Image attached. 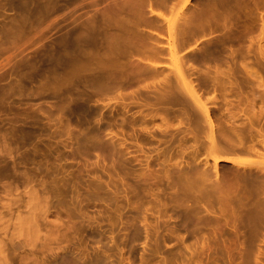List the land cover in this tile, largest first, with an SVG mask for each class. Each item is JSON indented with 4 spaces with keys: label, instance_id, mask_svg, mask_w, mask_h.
<instances>
[{
    "label": "rangeland",
    "instance_id": "1",
    "mask_svg": "<svg viewBox=\"0 0 264 264\" xmlns=\"http://www.w3.org/2000/svg\"><path fill=\"white\" fill-rule=\"evenodd\" d=\"M26 2L21 12L13 13L11 0H0V168H7L6 176L0 175V243H5L0 247L6 255L5 264H24L21 261L24 256L30 264L43 259L48 262L57 238L58 241L62 238L67 249L88 255L89 259L93 255L91 260L97 255L96 260L106 264H264V223L262 226L258 223L257 228L250 226L255 232L242 218L236 227L232 221L225 220L218 225L214 221L219 210L214 207V212L209 211L207 203L200 197L196 200L194 192V195L188 192L186 165L172 164L166 176L162 173L155 178L150 176V114L147 113L150 90L155 91L158 78L150 76L134 82L124 90V98L119 90L101 92L78 82L56 86L51 59L53 41L56 32L60 34L62 27L64 33V26L65 30L68 27L65 24L72 20L62 21V26L53 20H60V16L63 19L64 14L51 16L46 9L48 14L42 11L39 14L34 3ZM182 5L179 1L175 11L174 8L173 12L166 11L165 17L179 18ZM79 6L70 4L64 13L72 10L69 7H78L76 11L79 10L77 13L82 18L78 21H82L85 13L82 10L86 7ZM257 27L253 35L257 34ZM219 31L221 38L223 33ZM250 35L243 41L245 50L250 51L241 61L264 76V58H256L258 41L251 42ZM206 37L199 38L203 42ZM47 57V65H42V59ZM165 61V72L169 74L174 68L172 59ZM240 78L238 85L244 96L241 101L247 103L252 98V103L249 102L257 109L264 86L252 78ZM209 84L204 85L206 89L196 87V92L210 110L216 111L226 101L219 96L218 86L216 90L214 84ZM226 92L228 98L231 94L235 97L233 91ZM187 95L189 98L183 97L182 104L172 108L171 122L189 121V105L193 100ZM179 107L185 112L181 113ZM194 107L203 121L202 112ZM219 113L217 110L214 118L225 116ZM142 115L144 122L138 119ZM203 122L198 123L196 132L205 143L208 125ZM23 128L32 130L27 141L22 139ZM134 141H138L141 150ZM199 157V167H205V162L212 165L213 159L206 152L202 151ZM239 158L249 164L256 161L252 156L239 155ZM219 162L223 164L219 165L221 170L228 167ZM97 181L103 189L94 187ZM28 190L38 193L47 204L46 215L43 214L46 218L38 222V238L29 236L28 224L23 223ZM128 224L130 228L126 230Z\"/></svg>",
    "mask_w": 264,
    "mask_h": 264
},
{
    "label": "bare ground",
    "instance_id": "2",
    "mask_svg": "<svg viewBox=\"0 0 264 264\" xmlns=\"http://www.w3.org/2000/svg\"><path fill=\"white\" fill-rule=\"evenodd\" d=\"M24 1L25 4H28L27 0H11L10 8L13 13L23 10ZM30 1L32 5L35 4L36 12L38 11L39 14H41L40 11L42 14L45 12L48 14L46 10H50L51 16L64 14L63 19L60 16V20H53L62 26H64L63 23L72 20L67 22L69 25L65 24L68 27L66 31L64 26V33L61 31L62 27H58L60 34L56 32L55 35L59 38L54 35L56 38L53 41L51 59L54 62L53 79L58 83L56 86L59 87L65 83L77 84L78 82L83 87L90 86L98 91L101 90V92L119 90L121 98H124L126 93L124 90L134 82L150 76L158 78L155 87H160L159 90L156 88L155 91L150 90L152 92L150 93V112L147 113L150 114L151 177L155 178L159 173L166 176L172 164L186 165L189 167L185 174L187 180L185 186L187 185L189 189L187 191L194 192L196 200L200 197L204 204L207 203L209 211L214 212V207L219 210L214 221L218 225L221 220H225L227 223L232 221L236 227L241 218L244 223L249 224V227L254 225L257 228L264 223V87L262 97L259 95L261 104L256 109L255 104H251L252 98L250 100L248 97L246 98L251 103L241 101L244 96L238 85L241 81L240 77H242L243 80L252 78L264 86V76L252 70L253 68L248 66L244 60L241 61L247 57L250 51L248 48L245 50L243 43L249 34H251V42L258 41L259 55L255 57L264 58L262 54L264 0ZM179 1L183 4L181 15H178L179 18L174 20L165 17L166 11L173 12V8L175 11L174 6L178 5ZM70 4L74 7L79 4L80 8L86 7L81 8L82 12L85 11L82 21H78L81 18L77 13L79 10L76 11L78 7L74 8L75 10L73 7H69V10L72 9L71 18H69L71 11L67 14L64 13ZM82 4L84 5L82 6ZM65 15L69 19H65ZM256 22H259L258 27L255 26ZM70 23H72V27ZM60 24L56 25L61 26ZM69 27L70 29H68ZM254 27H257L258 30L255 35H253ZM218 30L223 33L220 35L221 38L217 33ZM205 35L207 36L206 41L202 42L201 39ZM162 38L163 40L165 38V43ZM228 42L229 45L225 46V43L228 44ZM227 46H230L228 52ZM224 49H227L226 52ZM169 57L172 59L174 67L170 69L171 75L170 72L166 74L164 68L165 59ZM48 61L49 57L43 58L42 65H47ZM224 63L229 64V67ZM200 65L202 66L200 67ZM222 65H225L226 67H223L226 69H223ZM238 74L242 76L239 77ZM209 83L214 84L215 87L211 85L216 90V86H218L220 93H217L220 94L222 100L226 101V103L222 101L223 108L217 104L219 106L217 110L221 114H225L223 117L217 115V119L214 118L217 110H210L211 107L209 108V105L202 102V98L197 94L198 91L196 92V87L206 89L205 86H210ZM226 91L234 92L233 95L237 98V102L231 93L228 98L229 93L227 94ZM186 94H189L194 105L200 109V113L202 112L201 114L204 116L202 120L208 125L206 127L208 129L207 136L204 135L207 138L205 143L202 141L203 137L200 139V135L196 132L199 128L198 123L203 121H200L197 116L198 111L194 105L192 106L193 101L189 105L191 114L187 123L170 121V115H174L172 108L176 104H182V101L188 97ZM183 97L185 98L183 99ZM178 109L181 113L185 112L183 107ZM138 112L142 113L141 110ZM144 116L142 115L138 119L144 122ZM21 133L22 139L27 141L32 135V130L23 128ZM133 143L141 150L138 141ZM202 151L212 157V165L209 166L205 162V167L198 166L199 155ZM8 153H10L9 149ZM239 155L252 156L256 161L254 164H249L246 160L239 158ZM103 156L105 157V155ZM178 157L181 159L178 160ZM219 161L227 164L228 167L221 170L223 164H219ZM201 162L203 161L201 160ZM10 167H14L13 163H10ZM6 170V167L0 168V175L6 176ZM100 184L98 182L94 187L103 189L104 187L102 188ZM31 188L34 189V187ZM37 194L33 190H28L27 201L25 200V206L28 207L24 208L27 209L25 222H23L24 218H21L23 223L28 224L27 232L32 238L33 235H37L38 238L39 234L37 233L40 231H38V228L40 229L38 222L40 224V219L45 217V210H47L46 201ZM154 202L152 203L154 204ZM158 203L157 200L156 204ZM258 223L259 225H257ZM23 227L22 225V230L25 229ZM254 227H250L253 232H255ZM127 228H130L129 224L126 230ZM12 234L11 237H13ZM61 239L58 241L57 238V245L55 244L52 253L50 250L51 256L49 255L48 262L43 259L42 262L32 264H106V261L99 263L98 258L96 260L97 255H94L95 258L91 260L93 255L89 259L88 255L67 249ZM9 240L11 241L12 238ZM0 244L5 243L3 241ZM6 260L4 250L0 247V264H5ZM21 261L24 264L31 263L27 256H24Z\"/></svg>",
    "mask_w": 264,
    "mask_h": 264
}]
</instances>
